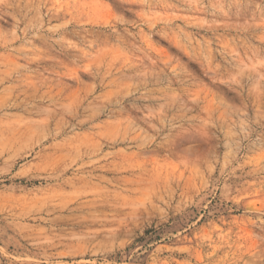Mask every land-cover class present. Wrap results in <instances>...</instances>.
Segmentation results:
<instances>
[{
    "label": "rangeland",
    "instance_id": "1",
    "mask_svg": "<svg viewBox=\"0 0 264 264\" xmlns=\"http://www.w3.org/2000/svg\"><path fill=\"white\" fill-rule=\"evenodd\" d=\"M0 264H264V0H0Z\"/></svg>",
    "mask_w": 264,
    "mask_h": 264
}]
</instances>
